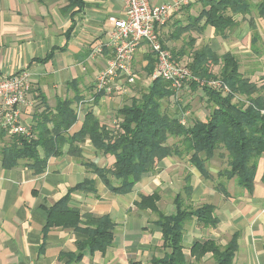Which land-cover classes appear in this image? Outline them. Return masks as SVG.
Returning a JSON list of instances; mask_svg holds the SVG:
<instances>
[{
	"label": "crops",
	"instance_id": "1",
	"mask_svg": "<svg viewBox=\"0 0 264 264\" xmlns=\"http://www.w3.org/2000/svg\"><path fill=\"white\" fill-rule=\"evenodd\" d=\"M175 1L153 0V4H173ZM249 1L255 4L264 2ZM69 3L70 0H0V75L24 69L31 73L32 90L23 107V117L29 124L45 107L55 110L59 100L77 99L79 91L83 97L80 102L86 101L85 109L69 133L74 134L81 129L89 111L112 129L115 127L113 123L118 122V110L130 99L127 93L137 94L132 89L136 81L126 86L124 95L102 97L99 102L89 101L95 97L96 79L112 55L107 48L102 54L94 55L93 52L105 43L113 30L111 18L125 15L124 2L85 0L84 8L79 12L76 8L68 10ZM202 10L203 0H190L159 29L163 44L169 49L181 45L172 47L178 50L186 44L185 39L192 38L196 47L209 46L219 55H257L251 48L255 32L249 17L245 19L242 15L234 17L239 26L225 36L218 35L213 27L203 31L201 22L177 39L179 30L194 23ZM256 27L261 37L259 42H263L264 22H256ZM147 55L150 54L145 47L137 52L135 78L140 67L147 78H151L145 71ZM204 98L206 100H202L199 111L194 114L199 120H206L208 116L205 95ZM80 102L76 101L73 108L77 110ZM178 109L181 110L179 113L188 112L181 107ZM80 148L82 157L77 158L70 155L69 146H65L61 156L50 158L41 175L34 174L25 163L6 169L0 162V264H73L71 256L78 254V244L86 241L87 236L63 227H52L47 233L44 230L48 223V210L86 180L95 182L97 193L74 191L69 206L80 211L83 222L86 215L92 214L109 216L116 225L113 245L105 253L85 249L78 264H152L153 258L163 257L165 250L162 248V233L155 225L156 214L138 208L136 201L141 195L158 193L161 197L157 203L159 210L166 215L174 214L176 205L173 199L183 193L179 167L184 160L168 157L160 163L156 173L145 175L132 193L117 195L82 163L87 161L100 167H111L115 158L96 151L90 140ZM216 158L223 161L219 156L214 161ZM106 159L109 162H104ZM185 161L194 189L189 205H214L219 222L217 228L209 229L200 227L196 219L189 221L183 238L186 254L190 255L191 245L196 240L214 239L226 245L234 234L239 233V250L234 264H264V156L258 162L254 191L249 193L235 181H230L227 184L230 197L218 192L214 182L205 180L197 168ZM209 169L213 175L220 171L213 172L211 166ZM177 178L181 184L177 183ZM175 183L178 190L168 202L167 196L171 194L169 185ZM81 227L85 228V225ZM211 262L208 255L200 264Z\"/></svg>",
	"mask_w": 264,
	"mask_h": 264
},
{
	"label": "trees",
	"instance_id": "2",
	"mask_svg": "<svg viewBox=\"0 0 264 264\" xmlns=\"http://www.w3.org/2000/svg\"><path fill=\"white\" fill-rule=\"evenodd\" d=\"M84 6L85 0H70L66 8H76L79 12ZM254 9H257L259 18L264 17V2L254 5L249 0H203L200 15L194 23L179 30L177 39L191 32L201 22L203 25L200 29L203 31L213 27L218 35L225 36L239 26L234 17L242 15L245 19L249 17L248 21L255 32L251 48L259 53L261 37L253 17ZM194 47L195 40L191 38L180 49L171 51L178 61L190 58L187 66L195 76L206 81L221 80L231 91L224 94L208 86L201 88L210 110L205 121L195 119L183 124L179 118L166 112L163 103L173 97L175 92L171 83L161 78L153 80L149 88L137 93L139 98L134 97L130 106L124 105L118 110L119 124L113 130L89 111L81 129L70 134L69 131L78 122L77 110L73 105L83 97L59 100L55 110L47 106L35 116L31 124L32 136L10 135L2 130V166L11 169L25 163L34 174L41 175L50 158L63 154L65 145H69L70 155L81 158L83 151L80 145L90 140L96 151L106 157H114L115 162L111 167H100L87 161L82 163L117 195L132 193L145 175L156 173L160 163L173 156L187 158L205 180L214 182L215 189L225 197H230L227 188L230 181H235L240 188L252 193L258 162L264 156V85L258 86L241 73L240 61L235 55H219L209 46L199 49ZM189 50H192L191 53ZM146 58L148 64L145 71L151 77L155 59L152 55ZM218 66L219 73H215L214 68ZM192 87L199 88L196 84ZM236 97H243L244 101L236 102ZM101 98V94L96 95L95 101L99 102ZM43 103L47 104L45 101ZM170 138L177 142L170 145ZM216 155L226 159L227 166L213 175L208 164ZM94 185L92 180L76 185L48 210L45 233L52 227H63L78 230L87 236L86 241L78 244V254L71 256L73 264L81 261L83 251L87 248L92 252L105 253L113 245L116 224L109 216L88 214L83 222L80 211L69 206L72 192L82 190L97 193ZM193 190L192 175L188 174L183 193L174 199L176 212L171 215L159 210L157 203L161 197L158 193L141 195L140 200L136 201L138 208L156 214L155 225L162 233L165 253L163 257L153 258L152 264H200L208 255L211 264H234L239 250V233L234 234L226 245L214 239L196 240L191 245L190 255L186 254L183 238L189 221L196 219L200 227L209 229L217 228L219 223L214 205H189ZM82 224L85 228L81 227Z\"/></svg>",
	"mask_w": 264,
	"mask_h": 264
},
{
	"label": "built area",
	"instance_id": "3",
	"mask_svg": "<svg viewBox=\"0 0 264 264\" xmlns=\"http://www.w3.org/2000/svg\"><path fill=\"white\" fill-rule=\"evenodd\" d=\"M125 15L122 18H111L113 30L105 43L95 49V54H102L105 48L112 51L105 68L95 82V96L112 97L124 95L127 85L135 83L134 61L138 51L146 48L147 54L155 59L151 78L163 79L171 83L174 92L191 90L196 84L199 88L205 86L222 92L231 93L228 86L221 80H202L195 76L191 69L178 61L171 49L164 46L159 29L170 18L179 13L190 0H176L173 4H153V0H123ZM32 90L31 73L24 69L10 75H0V128L10 135L32 136L31 124L23 117V107ZM89 101H95L92 97ZM86 101L79 103L78 117L85 109ZM189 112L180 121L187 124Z\"/></svg>",
	"mask_w": 264,
	"mask_h": 264
},
{
	"label": "rangeland",
	"instance_id": "4",
	"mask_svg": "<svg viewBox=\"0 0 264 264\" xmlns=\"http://www.w3.org/2000/svg\"><path fill=\"white\" fill-rule=\"evenodd\" d=\"M251 3L254 4V5H257V4H255L253 2H251ZM253 17L255 19H257L256 22L259 23V24L264 22V17L263 18H259V13H258L257 9L253 10ZM189 39L190 38L185 39L186 40L185 42L188 43L190 41ZM180 46H172V47L173 48L174 47L179 48ZM203 46L204 45H199L198 47L195 46L194 49H199V48H201ZM172 47H170V48L172 49ZM258 50H259V53H257L256 56L249 57L247 54H241L239 57L238 56L237 57H238V59L240 61V71H241V73L246 78L250 79L252 82L257 83L258 86H262V85H264V39H263V42H259ZM191 51L192 50H189V53H191ZM189 61H190V58L189 57H185L180 62L185 64V65H187V63ZM219 69H220L219 66L214 68V72L215 73H219ZM143 70L144 69L140 67V68H138V70L136 72V78H135L136 83H135V85H134V87L132 89L135 92H137V93L142 92L144 88H149L153 84V80L151 78H147V76L145 75ZM190 89L191 90H185V91L179 92V93L175 92L173 97H171L168 101L167 100L164 101L163 109L166 112L172 114L174 117L180 119V118H183V116L185 114L184 112L179 113V111H181V110L178 109V107H181L182 110H184V111L187 110L189 112L188 121L192 122L194 119L197 118L196 115H194V114L197 111H199V107L201 105L202 100H206V99L204 98V92L202 91L201 88L194 89V87L191 86ZM77 90H79V87H77ZM79 96H81V92L78 91V97ZM127 96L130 99L128 100L127 103H125V105H128V106H130L132 104V102H133L132 98H134V97H136L137 99L139 98V95H137V94L136 95H132V93L131 94L127 93ZM243 101H244L243 97L242 98L241 97H236V102H243ZM203 107H205V105H203ZM208 111L210 112L209 108L206 111L209 114ZM112 119L116 120L115 117L114 118L112 117ZM201 121H205V120H201ZM113 124H114L115 127H112V130L118 126L119 122L113 123ZM176 142H177V140H175L173 138L169 139V144L170 145H173ZM65 146H69V145L67 144ZM65 146L62 148L63 153H64ZM216 159L217 160H215V161L214 160L211 161V163L209 165V167L211 166V170L213 172H215V173L217 171L225 168L226 167V162H227L226 159H222L223 161H218L219 158H216ZM182 160H184V161H183V164L181 163V167H179V173L180 174L182 173V175H181L182 181L181 180L180 181L182 182V188H183L184 185H185V177L188 174H190V172L188 170V165H187V163L185 161V160H187V158H184ZM106 161L109 162L108 159L104 160V162H106ZM22 162H25V161H22ZM180 181L177 178V183L178 184H181ZM169 187H170L169 190H170L171 194L169 196H167V198H169L168 202H171L172 199L174 198L173 197L174 194L178 190V187L176 186V183L172 184V185H169ZM182 188L180 189V191H182ZM211 263H208V264H211Z\"/></svg>",
	"mask_w": 264,
	"mask_h": 264
}]
</instances>
